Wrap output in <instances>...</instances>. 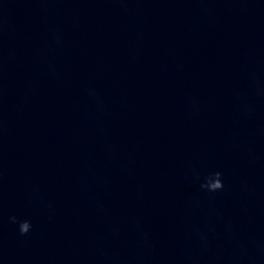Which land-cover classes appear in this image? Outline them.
I'll return each mask as SVG.
<instances>
[{"label":"water","instance_id":"1","mask_svg":"<svg viewBox=\"0 0 264 264\" xmlns=\"http://www.w3.org/2000/svg\"><path fill=\"white\" fill-rule=\"evenodd\" d=\"M0 264H264V0H0Z\"/></svg>","mask_w":264,"mask_h":264},{"label":"clouds","instance_id":"2","mask_svg":"<svg viewBox=\"0 0 264 264\" xmlns=\"http://www.w3.org/2000/svg\"><path fill=\"white\" fill-rule=\"evenodd\" d=\"M224 177L221 172H213L204 178V182L200 184L201 191L207 193H217L224 191ZM10 222L13 224H18V230L21 236L27 235L31 229L32 225L29 221H18L16 217H10Z\"/></svg>","mask_w":264,"mask_h":264}]
</instances>
